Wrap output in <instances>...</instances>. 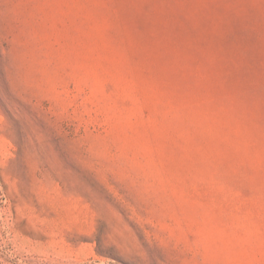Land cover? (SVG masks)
<instances>
[{
	"label": "rangeland",
	"instance_id": "obj_1",
	"mask_svg": "<svg viewBox=\"0 0 264 264\" xmlns=\"http://www.w3.org/2000/svg\"><path fill=\"white\" fill-rule=\"evenodd\" d=\"M0 264H264V0H0Z\"/></svg>",
	"mask_w": 264,
	"mask_h": 264
}]
</instances>
